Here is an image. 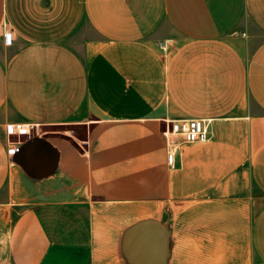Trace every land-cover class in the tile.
I'll return each instance as SVG.
<instances>
[{"label": "crops", "instance_id": "1", "mask_svg": "<svg viewBox=\"0 0 264 264\" xmlns=\"http://www.w3.org/2000/svg\"><path fill=\"white\" fill-rule=\"evenodd\" d=\"M257 263L264 0H0V264Z\"/></svg>", "mask_w": 264, "mask_h": 264}, {"label": "built area", "instance_id": "2", "mask_svg": "<svg viewBox=\"0 0 264 264\" xmlns=\"http://www.w3.org/2000/svg\"><path fill=\"white\" fill-rule=\"evenodd\" d=\"M5 36L11 38V33L6 32ZM163 45V44H161ZM8 134L21 135L30 133V124H10ZM163 135L167 140L168 154L167 159L171 167L176 165L178 144L170 140L172 135L179 136L183 142H206L211 138V121L201 118L175 119L163 130ZM21 141L10 140L8 144V154L15 156L20 150ZM258 264V263H257Z\"/></svg>", "mask_w": 264, "mask_h": 264}, {"label": "rangeland", "instance_id": "3", "mask_svg": "<svg viewBox=\"0 0 264 264\" xmlns=\"http://www.w3.org/2000/svg\"><path fill=\"white\" fill-rule=\"evenodd\" d=\"M7 43L12 42V38H6Z\"/></svg>", "mask_w": 264, "mask_h": 264}, {"label": "water", "instance_id": "4", "mask_svg": "<svg viewBox=\"0 0 264 264\" xmlns=\"http://www.w3.org/2000/svg\"><path fill=\"white\" fill-rule=\"evenodd\" d=\"M24 150V149H23ZM22 149H21V151H23Z\"/></svg>", "mask_w": 264, "mask_h": 264}]
</instances>
